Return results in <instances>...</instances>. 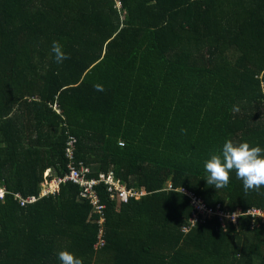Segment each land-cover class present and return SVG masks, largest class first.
Here are the masks:
<instances>
[{"label": "trees", "instance_id": "16d2710c", "mask_svg": "<svg viewBox=\"0 0 264 264\" xmlns=\"http://www.w3.org/2000/svg\"><path fill=\"white\" fill-rule=\"evenodd\" d=\"M228 139L264 148V0H0V264H264V188L204 179ZM70 161L138 196H41Z\"/></svg>", "mask_w": 264, "mask_h": 264}, {"label": "clouds", "instance_id": "9594fccd", "mask_svg": "<svg viewBox=\"0 0 264 264\" xmlns=\"http://www.w3.org/2000/svg\"><path fill=\"white\" fill-rule=\"evenodd\" d=\"M51 53L55 63L62 64L70 57L63 51V45L59 41H53ZM96 91L103 92L104 88L100 84L94 85ZM234 111L238 108L234 106ZM182 132L186 131L184 129ZM204 171L207 173V185L215 189H223L228 186L234 171L236 178L242 181L243 190L247 193L250 190L258 191L264 188V148L259 145L253 146L246 141L233 142L226 140L222 148L210 155L204 161ZM234 214H232L233 218ZM234 220V219H233ZM195 223V221H193ZM196 226V225H195ZM60 264H83L81 258L75 256L68 250L58 252Z\"/></svg>", "mask_w": 264, "mask_h": 264}, {"label": "built area", "instance_id": "2783aa9c", "mask_svg": "<svg viewBox=\"0 0 264 264\" xmlns=\"http://www.w3.org/2000/svg\"><path fill=\"white\" fill-rule=\"evenodd\" d=\"M71 144V142H69ZM67 159H72V154L70 150H67L66 152ZM91 169L89 167L79 166L78 168H75L72 164V162H69V165L67 166V173L62 178H54L52 180L46 181L47 173L44 174L45 182L42 184V191L40 193L41 196H45L46 194H54L58 193V187L61 184H71L73 186H76L80 188L79 191V197L84 200H88L89 203L94 208V212L97 214H100L102 209H104V205L100 203L98 193L96 191V188L100 186L101 184L105 187V191L107 193V198L110 200H114L117 203L126 202L129 198H136L138 196V193L134 192L131 189L125 188L123 185L119 183L118 180H116L111 173L108 175L101 174L99 175V178L92 179L88 178L90 176ZM7 195L6 190L2 187H0V201L4 200V197ZM14 199L18 201L20 206H24L27 203H32L35 201L34 197H25L22 198L20 195L16 194L13 196ZM194 207L198 210L199 213H204L205 209L203 204L201 202L196 201L193 199ZM206 213L211 214V210H207ZM218 214H222L221 212H218ZM234 214V213H232ZM231 214V220H233L236 217V214H234L232 218ZM246 214L252 215V216H259L262 221L264 222V210L261 209H249ZM197 219L196 214L193 215L192 219L190 220L191 223H194ZM103 220L101 219V222ZM100 237V235H99ZM101 238V237H100ZM100 246H102V243L100 241Z\"/></svg>", "mask_w": 264, "mask_h": 264}, {"label": "rangeland", "instance_id": "374dc122", "mask_svg": "<svg viewBox=\"0 0 264 264\" xmlns=\"http://www.w3.org/2000/svg\"><path fill=\"white\" fill-rule=\"evenodd\" d=\"M54 109H56V108L54 107ZM45 173H47V176L45 177L46 181H49V180H52L55 178V177L50 176L51 173L49 171H46ZM90 175H91V171H90ZM45 184H46V182H45Z\"/></svg>", "mask_w": 264, "mask_h": 264}, {"label": "crops", "instance_id": "0c3cea01", "mask_svg": "<svg viewBox=\"0 0 264 264\" xmlns=\"http://www.w3.org/2000/svg\"><path fill=\"white\" fill-rule=\"evenodd\" d=\"M1 187V186H0ZM2 188V187H1Z\"/></svg>", "mask_w": 264, "mask_h": 264}]
</instances>
